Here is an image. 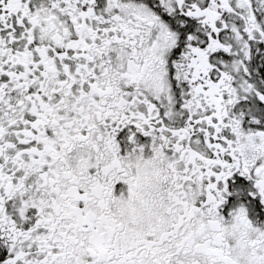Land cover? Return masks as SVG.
Instances as JSON below:
<instances>
[{
	"label": "snow or ice",
	"instance_id": "1",
	"mask_svg": "<svg viewBox=\"0 0 264 264\" xmlns=\"http://www.w3.org/2000/svg\"><path fill=\"white\" fill-rule=\"evenodd\" d=\"M0 264H264V0H0Z\"/></svg>",
	"mask_w": 264,
	"mask_h": 264
}]
</instances>
